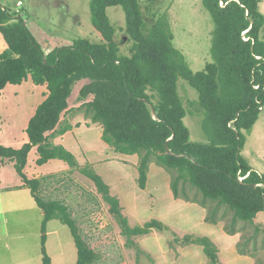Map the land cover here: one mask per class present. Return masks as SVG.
I'll return each instance as SVG.
<instances>
[{"label": "trees", "instance_id": "trees-1", "mask_svg": "<svg viewBox=\"0 0 264 264\" xmlns=\"http://www.w3.org/2000/svg\"><path fill=\"white\" fill-rule=\"evenodd\" d=\"M210 13L214 28L209 49L211 60L193 71L185 56L173 45L168 21L157 17L150 26L143 18L139 0H90L91 23L103 42L77 38L71 44L45 53L20 15L10 14L0 4V34L6 48L0 52V90L30 79L47 92L28 120L27 141L14 148L0 144V164L14 162L17 174L30 189L43 212L40 226L42 264H51L46 250V224L58 219L70 229L77 248L76 264H92L97 254L82 239L65 204L39 195L42 179L28 178L23 168L36 146L37 165L60 159L76 166L73 153L48 136L65 133L56 129L67 110L76 82L86 80L79 98L101 125V138L115 152L139 155L138 186L145 188L151 161L173 176L170 188L179 197L180 184L188 183L202 195L203 203L214 202L206 221L215 223L218 210L232 212V225L254 223L264 211V174L253 170L241 155L245 134L264 107V15L259 0H201ZM119 5L125 13V32L130 41L128 54H121L114 39L115 29L106 9ZM182 78L196 91L205 142L191 141L184 123L186 109L178 93ZM258 85V87H254ZM49 133V134H48ZM81 172L91 179L116 217L126 243L133 235L147 234L153 220L143 227H130L119 208V200L93 169ZM257 231V227L255 228ZM235 233L234 227L226 229ZM185 244L202 246L212 263L217 262L215 245L206 237L186 236Z\"/></svg>", "mask_w": 264, "mask_h": 264}, {"label": "rangeland", "instance_id": "rangeland-1", "mask_svg": "<svg viewBox=\"0 0 264 264\" xmlns=\"http://www.w3.org/2000/svg\"><path fill=\"white\" fill-rule=\"evenodd\" d=\"M90 0H0L10 14L20 15L32 35L47 53L55 47L68 45L74 39L84 38L102 43L100 33L91 23ZM143 18L148 26L163 16L173 34V45L185 56L188 66L195 72L202 70L211 60V32L214 23L201 0H139ZM258 7L264 15V0ZM115 29L114 39L121 54H128L130 41L125 32V13L121 6L106 9ZM0 34V47L3 41ZM2 41V42H1ZM86 80L73 86L67 110L62 114L56 129L69 126L65 143L76 160V166L57 168L50 174L40 175L39 195L43 199H55L65 204L74 219L78 232L97 259L92 264H264V211L257 214L254 223L237 222L232 225V212L221 207L210 220L214 202L203 203L202 195L188 183L180 184L179 197L170 188L172 174L151 161L148 165L145 188L138 186L137 167L139 155L115 152L101 138V125L93 122L92 112L79 98V89ZM178 93L186 109L184 123L191 141L205 142L201 128L196 91L179 78ZM47 89L30 79L22 84H9L0 90V144L20 147L28 138L25 132L28 120L37 105L44 99ZM245 134L241 155L259 173L264 174V107L258 119ZM60 134L48 136L53 142ZM24 137V138H23ZM53 144V143H52ZM36 155V154H35ZM38 155V154H37ZM82 168L93 169L109 186L110 194L119 200V208L130 227H143L157 221L161 228L153 227L147 234L127 237L104 201L94 182L85 176ZM15 175L16 172L13 169ZM37 173L36 162L30 164L27 175ZM10 180V177H6ZM33 199L27 190L0 194V230L9 228L14 247L9 264H38L41 254V217L34 213ZM4 220L6 221L4 223ZM234 227L235 233L226 229ZM257 227V231L255 228ZM57 229L61 237H71L67 225L55 219L48 223ZM186 236L208 237L215 245L217 262L212 263L202 246L185 244ZM59 243V241H58ZM56 237L50 236L49 250L55 264H61ZM5 241L0 238V251ZM61 250L65 251L61 246ZM68 250V249H67ZM70 251V249H69ZM0 252V264L2 253ZM64 264V263H63Z\"/></svg>", "mask_w": 264, "mask_h": 264}, {"label": "crops", "instance_id": "crops-1", "mask_svg": "<svg viewBox=\"0 0 264 264\" xmlns=\"http://www.w3.org/2000/svg\"><path fill=\"white\" fill-rule=\"evenodd\" d=\"M5 48H6V44L2 42L1 43V47H0V52L3 49H5ZM68 134H69V131H66L65 133L60 134L58 137H56L53 142H51V141L50 142L53 143V144H56V145L57 144L62 145L66 149H68L67 147H69V146L66 145L65 140H64V139H66ZM49 136H50V134H49ZM48 140H49V137H48ZM37 157H38V155H37L36 146H33L31 148V150L29 151L28 155H27V162H26V164H25V166L23 168V172L28 178H40L39 177L40 175H43V174L47 175V174H50V173L54 172L55 169H57V168H61V167L65 168L67 166V165H64V164L60 163L59 161H56L55 159H49L47 162H45L42 165H37L36 164L37 165V173L33 177H29L27 175V170L30 167V164H32V163H34L36 161ZM13 169L15 170L14 162L11 161V160L5 159L0 164V194L5 192V190H8V192H11V193L14 190H17V191L27 190L28 193L31 195V197L33 199V204H34V206L36 208V209H34L33 212L38 214V217L39 218L41 217V221H42L44 215H43V212H42L41 208L36 204V202L34 200V197L32 196V194L30 192V189L24 185V181L17 174L16 170H15V172H16V175H15ZM7 176L10 177L11 179L7 180V178H6ZM53 220H55V219L49 220L47 222V224H46V250H47L48 255L51 258V264H55L54 260H53V257L50 254V250H49V242H50V236L51 235H54L56 237L57 243L59 241V243H58V246L60 247L59 256H61V258H62L61 264H63V263L64 264H76V261H77V248L75 246L73 237L72 238L71 237H67V233L64 231L65 237L62 238L61 237V233L57 229H54V230L49 229L48 228V223L53 221ZM5 222L6 221L4 220V223ZM12 236L14 237L15 234L11 233V231H9V228H5V227L2 228L1 227L0 238H2L5 241V247H6V248H3L2 252L0 251L2 253L1 254L2 255V258H1L2 264H9V263L12 262V258H10V256L12 254L11 252L15 250L14 247H13V244H12V247H11L10 243H9L10 237H12ZM61 246L64 248L65 251L61 250ZM69 249H70V251H69ZM41 259H42V254H40L38 264H42L41 263Z\"/></svg>", "mask_w": 264, "mask_h": 264}, {"label": "built area", "instance_id": "built-area-1", "mask_svg": "<svg viewBox=\"0 0 264 264\" xmlns=\"http://www.w3.org/2000/svg\"><path fill=\"white\" fill-rule=\"evenodd\" d=\"M254 87H258V85H254Z\"/></svg>", "mask_w": 264, "mask_h": 264}]
</instances>
